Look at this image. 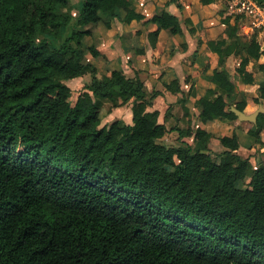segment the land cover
<instances>
[{
	"label": "trees",
	"instance_id": "16d2710c",
	"mask_svg": "<svg viewBox=\"0 0 264 264\" xmlns=\"http://www.w3.org/2000/svg\"><path fill=\"white\" fill-rule=\"evenodd\" d=\"M70 10L68 0H0V264H264V165L233 153L235 133L219 137L225 149L218 160L207 145L211 133L201 127L194 147L165 145L168 130L158 111L148 110L159 91L148 92L137 74L121 69L98 77L86 60L102 58L108 66L98 46L83 43L99 25L152 26L154 47L161 30L182 35L178 16L164 8L146 15L133 0H81V28L64 38ZM231 18L222 19L225 36L206 41L217 67H203L209 87L194 101L204 123L237 118L229 106L237 90L224 67L229 56H239V81L257 84L251 101L264 102L258 32L240 35L239 16ZM184 24L195 33L190 18ZM138 34L124 45L142 55ZM85 74L91 80L71 102L66 82ZM163 86L184 103L178 79ZM107 103L130 104L131 123L102 124ZM233 104L243 111L247 101ZM248 133L260 140L263 114Z\"/></svg>",
	"mask_w": 264,
	"mask_h": 264
},
{
	"label": "rangeland",
	"instance_id": "374dc122",
	"mask_svg": "<svg viewBox=\"0 0 264 264\" xmlns=\"http://www.w3.org/2000/svg\"><path fill=\"white\" fill-rule=\"evenodd\" d=\"M69 4L71 5V21L69 23V27L67 32L63 35L64 38H66V36L69 34V32L73 29V28H81L77 25H75V18L78 14V9L80 7V2L81 0H68ZM156 1V3H149L148 5H146L144 7V10H149L151 12L155 11H159L161 9H169L170 5L169 3L175 4V6L179 5L180 6V2L179 0H167V2H163L161 0H154ZM225 0H216L214 3L212 4H208V5H201V3L197 0H190V2L188 3L187 6V10L188 13L190 14H185L183 10H181V8H178L177 6L175 7V10L178 13V18L180 19V21L182 22V27H183V31L186 32V27L184 24V20L186 18H190L191 21L193 23L196 24V28H195V33L196 35L190 33L188 30V34H190L192 37V42H193V49L195 47V51L193 53V55H191L190 59H186V61H190V65H192V69H196L199 73H202V68L205 65H208L209 68L212 69V67H217L216 65V54L211 52L210 50L207 49L206 46V41L209 39H218L221 38L223 36H225L224 34V29H225V25L222 23V19L226 16L232 17L231 18V22L234 21V17L235 16H239L238 18V33L240 35H245L248 36L250 35L252 32L257 31L258 32V41L261 45V47L264 50V7L260 6V10H256L252 5L247 6V3L243 5V1L244 0H228V4L226 7L223 6ZM234 2L237 3L234 6ZM138 1L137 0H133V5L134 7H139L137 5ZM180 3V4H177ZM242 4V5H241ZM154 5V7H152ZM231 5H233L231 7ZM238 6H242L243 9H239L238 10ZM147 7V9H146ZM154 9V10H153ZM172 9V8H171ZM174 9V8H173ZM252 10H255L253 12H251ZM151 14V13H150ZM189 15V16H188ZM114 22V27L110 30V32L108 33V30H105V28L102 25H99L98 27L94 28V33L93 35L89 36L88 38L84 39V45L89 46V45H95L98 46L99 42L102 41V47H101V51L102 53L106 56V57H110V58H115V56L119 53L117 52V50L115 49V44L118 45V38L119 40L122 39L123 42H130L132 41L134 36V31L131 30L130 28H125L123 29L124 31H129V32H123L125 34L121 35V25L119 21L114 20L112 21ZM112 24V23H111ZM123 24V23H122ZM139 24V23H138ZM121 29V30H120ZM140 31V34H138V36L136 35V41L139 42L142 46H144L145 48L149 45V40L148 37L146 35V37L144 36V32H148L150 30L149 25H143L140 29H137ZM119 32L120 34H116L115 32ZM169 34V33H168ZM172 36V35H171ZM133 37V38H132ZM144 38H146L147 43H143L142 41H144ZM172 42L170 41V46L167 47V51H165V49L160 48L159 51L157 52H153L152 56H151V61L154 67L157 66H162L165 65V63H167L169 57L171 55H173L175 53V51L180 50L181 48H183L185 46L184 43V38L179 36V40L177 41L176 45L177 48H175L174 46H171ZM144 48V49H145ZM261 48V49H262ZM87 57L89 58V55H87ZM264 57V56H263ZM95 60V59H94ZM96 64H97V69H98V73L99 76L102 74H105V72H107V67H105V62L104 59L102 58H98L95 60ZM239 62V56H229L225 62H224V67H226L231 75V79L237 84V90L236 91H256V86L255 85H244L242 84L238 77L236 76L235 73V67L238 65ZM197 63V64H196ZM259 62L253 61L251 60V62L249 63V67L251 69L257 70V64ZM196 64V66H195ZM200 68V69H199ZM194 70V71H196ZM260 71H257V76H260L258 73ZM129 76H133V74H129ZM75 79V78H74ZM187 81L182 82V86H180V91H194V95H192V98H195V91L196 87L194 85V81L190 80V77L186 78ZM73 79H71L70 81H67L66 84L70 85L71 89H72V94H71V102L75 100L76 96L78 95L81 88V83L80 84H76V82L72 81ZM90 80V75H86L84 77V81H89ZM191 85L193 86V89H191ZM192 93V92H191ZM182 94L184 95V92H182ZM181 95H176L177 100L180 98ZM243 99V98H241ZM171 98H167L166 105L167 108L165 110V115L168 116V119L170 120L169 122H167V126L168 128H172L171 131H167L168 135L166 137H164V139L162 140L165 145L168 146H176L179 144V139L178 137L179 135V130L175 129L176 126L178 127H185L186 123L182 118L183 115V109L181 108V106L179 105V102H170ZM192 101V99H191ZM249 102V104H252L253 102L251 101V99L249 98L247 100V103ZM190 103V102H189ZM163 105V103H161ZM234 105L233 102H229V106L230 105ZM255 104V103H253ZM252 104V105H253ZM190 109L191 111L193 110V103H190ZM245 111V109H244ZM248 111H250L249 109H247V111H245L246 113H248ZM129 112H131L130 109V104H126L121 106L120 108L117 109H110V106L108 104L104 105L103 108L101 109L100 115L102 117V124L105 123H109L114 119H121L124 122H130V116H129ZM234 124L238 125V127H240V129L243 130V127H248L247 125H252V123L247 122V121H242L241 124L239 122H237V119H235V121L233 122ZM238 123V124H237ZM208 130L212 133V138L210 140V145H209V150L211 152V155L218 160L219 158V153L224 149V147L222 148V145L220 144L219 141V137L221 134H229L230 130L233 128V126L229 125V123H226V121H215L211 124H209V126L207 127ZM179 135V136H178ZM264 138V133L261 136ZM243 145V143H242ZM256 157H260V159H262V161L264 162V157H262L261 155ZM248 179V178H247ZM246 179V180H247ZM238 185L244 187V182H239Z\"/></svg>",
	"mask_w": 264,
	"mask_h": 264
},
{
	"label": "crops",
	"instance_id": "0c3cea01",
	"mask_svg": "<svg viewBox=\"0 0 264 264\" xmlns=\"http://www.w3.org/2000/svg\"><path fill=\"white\" fill-rule=\"evenodd\" d=\"M137 1H138L137 5L139 6V7L135 8L137 11L142 12L146 15H151L155 12V11H153V12L149 11L147 9V7H146L147 10H144V7L151 2L156 3V1H154V0H137ZM161 1L167 2V0H161ZM198 1L199 0H197V2ZM179 2L181 4L180 3H177V4H180V6L181 7L183 6V7L181 8V7H178L177 5L176 6L178 8H181V10H183L185 14H190V13H188V10H187V6H188V3L190 2V0H179ZM169 5H170V8L167 9V11L178 16L177 11L175 10V7H176L175 4L169 3ZM152 7H154V5ZM263 20H264V17H263ZM113 23L114 22H112L111 28L109 29L108 33L114 27ZM138 23L139 22H137V21H132L130 24L120 23L121 29H122L121 35L125 34L123 32H129L126 30L124 31L123 29H125V28H130L133 31L140 29L143 25L141 23H139V24ZM193 24L196 28V24L195 23H193ZM149 28L151 29L152 26H149ZM115 33L117 35L120 34L118 31ZM147 33L148 32H146V31L144 32L145 37H146ZM194 35H196V33H194ZM179 36L184 38L185 46L183 48H181L180 50L175 51V53L169 57V59H168L167 63H165V65L154 67L152 64V61L150 59L153 52L159 51L160 48L165 49V51H167V47L170 46V41L172 42L171 46H174L175 48H177L176 43L179 40ZM88 37L89 36H85L83 38V43H84V39L88 38ZM191 37L192 36L190 34H188L187 30H186V32L183 31L182 35H174V36H171L166 31L161 30L158 37H157L155 46L151 47L150 45H148L144 49L145 51L142 55H137L133 52V50L126 49L125 45H124L125 43L123 42V40L122 39L119 40V38H118L117 39L118 45L115 44V49L117 50V52L119 53L120 56H118V54H117L115 56V58H110L109 56L106 58L108 60V69L109 70L121 69L127 77H133L135 74H137L139 76V78L143 81V84H144V86L148 92H151L153 90L159 91V94L152 100V104L150 107H148V110H157L158 111V113H159L158 122L164 124V126L167 128L168 132L171 131L172 128L171 127L168 128V126H167V122H169L170 120L168 119V116L165 115V110L167 108L165 101L169 97V98H171L170 102H173V101L179 102L176 98V95H180V93H171L170 91L166 90L163 86L164 83H168L172 79H178L180 86H182L181 85L182 82L184 81V83H185V81H187V79H186L187 77H190V80L194 81V85H195L196 90H197V91H195V98H192V96L188 95V91H182V92H184V95L186 97H185V101L183 104L179 103V105L183 109L182 118L185 121L186 126L184 128L183 127L180 128V127L176 126V128H175L179 131L190 128L192 134L187 135V136L184 135L181 137L178 135L179 136L178 139H179V143L184 141V142L189 143L192 147H194L196 145V142H197V140L194 137L195 129L198 127H201L203 129H205L207 132L211 133L207 127L209 126V124H211L215 121L204 123L198 117L199 108H197L195 105H193L194 111H191V109H190V106H191L190 103L192 102L194 104L195 99L202 96L205 93V90L207 89V87H209V82L202 76V73H199L195 68L192 69V65H190V61H186V59L191 58V55H193V53L195 51V47L193 49L194 44L192 42ZM142 42L147 43L146 38H144V41H142ZM101 45H102V41H100L98 44V47L100 49L102 47ZM216 58H217V56H216ZM86 60L94 63L98 77H101L104 75V74H102L99 76L97 64H96V61L94 59H91L89 57V58H86ZM261 61H264L263 56L261 57ZM196 64H195V66H196ZM216 65H217V61H216ZM212 68H215V67H212ZM194 70H196V71H194ZM106 73H108V72H105V74ZM131 73L133 74V76H129V74H131ZM258 74L264 78V71H260ZM86 75H90V74H85L83 76L77 77V78L72 80L73 82H76V84H80L82 82L80 91H82L83 86L86 83H89L91 80V75H90V80L84 81V77ZM254 85L256 86L255 88L257 90V84H254ZM68 86L70 87V85H68ZM250 86H252V85H250ZM70 89H71V87H70ZM71 92H72V89H71ZM256 93H257V91H236V94L233 97V100H231L230 102L238 101L241 98H245L247 101L249 98H252L253 96H255ZM191 99H192V101H191ZM161 103H163V105ZM252 104H249V102H248L244 108L245 111H247V109H249L250 111H248V113H251L255 109H257L259 104L264 106V102H261L259 104H253V105ZM120 107L110 108V109H117ZM184 107L187 108L186 111H185ZM129 116H130L129 118L131 120V112H129ZM236 119H237V122H239L241 124L242 121H240L238 118H236ZM119 120H121V119H119ZM234 121H235V119L226 121V123H229V125L233 126V128L230 130L229 134H227V135H231L232 133H235L237 136V139H238V143H239L238 148L236 150H234L233 153H235L236 155H239L242 158L249 159V162L251 163V165L253 167H255L258 163H262L264 165V162L262 161V159H260V157L258 158L255 156V155H257V156L261 155L262 157H264V138L260 137V140H256L251 134L248 133L249 129L254 127L253 123H252V125H247L248 127H243V130H242V129H240V127H238V125L233 123ZM125 123H131V121L130 122L126 121ZM168 132H166V134L163 136L161 141L164 139V137H166L168 135ZM211 135H212V133H211ZM223 135H225V134H221L220 136H223ZM262 135H263V133H261L260 136H262ZM211 138H212V136L209 138V140L207 142L208 147L210 145ZM242 143H243V145H242ZM222 148H223V146H222Z\"/></svg>",
	"mask_w": 264,
	"mask_h": 264
},
{
	"label": "water",
	"instance_id": "95a60500",
	"mask_svg": "<svg viewBox=\"0 0 264 264\" xmlns=\"http://www.w3.org/2000/svg\"><path fill=\"white\" fill-rule=\"evenodd\" d=\"M230 111H232L240 121H247L256 124L258 115L259 114L264 115V106L259 104L257 109H255L253 112L245 113L244 111H241L237 109L235 106L231 105Z\"/></svg>",
	"mask_w": 264,
	"mask_h": 264
},
{
	"label": "built area",
	"instance_id": "2783aa9c",
	"mask_svg": "<svg viewBox=\"0 0 264 264\" xmlns=\"http://www.w3.org/2000/svg\"><path fill=\"white\" fill-rule=\"evenodd\" d=\"M247 3V6H250V5H252L256 10H260V7H259V5L254 1V0H244L243 1V5L244 4H246ZM237 3H235L234 2V6L236 5ZM242 5V4H241ZM233 5H231V7H232ZM239 9H243V7L242 6H238V10ZM253 11H255V10H252L251 12H253Z\"/></svg>",
	"mask_w": 264,
	"mask_h": 264
}]
</instances>
